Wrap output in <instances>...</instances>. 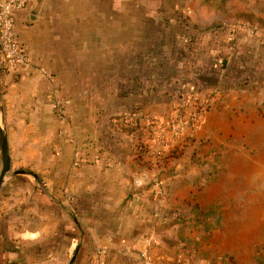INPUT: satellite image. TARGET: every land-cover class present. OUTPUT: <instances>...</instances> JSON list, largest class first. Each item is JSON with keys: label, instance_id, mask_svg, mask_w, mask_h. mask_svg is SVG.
Listing matches in <instances>:
<instances>
[{"label": "crops", "instance_id": "crops-1", "mask_svg": "<svg viewBox=\"0 0 264 264\" xmlns=\"http://www.w3.org/2000/svg\"><path fill=\"white\" fill-rule=\"evenodd\" d=\"M187 1L30 0L15 12L29 66L0 70V101L11 170L25 172L0 190L4 264H143L144 252L158 264H234L239 253L250 264L255 237L264 256V37L239 34L233 48L217 31L209 49L189 45ZM190 79L220 96L172 134L173 98ZM130 115L139 128L127 133ZM254 137L250 156L240 141ZM230 159L258 182L218 180Z\"/></svg>", "mask_w": 264, "mask_h": 264}, {"label": "rangeland", "instance_id": "rangeland-1", "mask_svg": "<svg viewBox=\"0 0 264 264\" xmlns=\"http://www.w3.org/2000/svg\"><path fill=\"white\" fill-rule=\"evenodd\" d=\"M195 1L196 0H189L187 1L188 6L191 7V10L186 14L187 17V27L188 29L184 31V34L181 38L185 39L186 42L192 43V46L196 43H202L204 45V49L210 48V44L212 42V39L214 40V37L212 38L213 33L220 31H225L224 34H222L219 37V40L222 42H231L229 43L230 46H233L235 48V44L238 46V40L239 34H242L244 38L248 39H254L258 36L264 37V0H202V8L195 7ZM192 24V26H190ZM219 28L216 29L215 28ZM230 30V35L226 33V30ZM196 31V32H195ZM232 31V32H231ZM185 42V41H184ZM235 43V44H234ZM190 45V44H189ZM191 47V46H190ZM188 50L191 49L187 47ZM239 49V47H237ZM236 49V51H238ZM190 54V53H189ZM195 57L193 54L189 55V59H192V57ZM198 59L196 61H190L191 64L189 67L191 70L193 69L192 65L193 63H200L201 58L197 57ZM188 59V60H189ZM192 66V67H191ZM213 90V89H212ZM212 90H208L206 94L208 93L209 99L214 98V100L220 96L219 93L212 94ZM217 90V89H216ZM205 92V91H204ZM189 92L185 93L186 100H189V104L185 107V111L191 112L193 109H196V105H192L190 101V96L188 95ZM182 99H178L179 97L176 96V98H173L175 108L173 113L170 115L169 119L167 120V127L170 131V119H172L177 112L178 104ZM196 103V101H195ZM213 104V103H212ZM211 107V106H210ZM209 107V108H210ZM261 121L264 122V113L261 115ZM254 122V121H253ZM262 122L260 125H262ZM192 128H183L179 133L177 132L176 135H179L180 133H183L185 131H188ZM264 129V128H263ZM258 131V125L249 126L246 133L247 135H255ZM161 131L159 132L157 139H162ZM160 137V138H159ZM238 144L239 142L236 141ZM161 144V141L159 142ZM240 147L242 150H251L250 156H257L258 149V139L254 137V139H250L248 142H242L240 141ZM237 150L239 148H236ZM254 151V152H253ZM162 159V158H161ZM160 159V160H161ZM234 159H230L229 164L232 166L230 168L225 167L224 169H219L218 171H215V177L218 178V180L222 182L227 183H241V182H249L253 181L255 183L258 182V173H246L243 171L242 167H238V165H234ZM247 169V168H246ZM0 170H1V162H0ZM258 186L255 187V190L258 191ZM254 249H255V255H254V261L250 264H264V256L261 254L260 250L258 249L257 244V237H255L254 240ZM253 242V241H252ZM264 248V247H263ZM239 258L241 256L242 261H238L236 257L229 256L228 259H230L234 264L243 263V257L242 253H239ZM248 264V263H247Z\"/></svg>", "mask_w": 264, "mask_h": 264}, {"label": "built area", "instance_id": "built-area-1", "mask_svg": "<svg viewBox=\"0 0 264 264\" xmlns=\"http://www.w3.org/2000/svg\"><path fill=\"white\" fill-rule=\"evenodd\" d=\"M30 0H0V70L3 72H17L29 66V58L25 47L17 39L13 28V17L16 11L24 8ZM212 94H217L218 90L213 89ZM49 99L53 101L57 113L63 115L66 110L62 101L59 100L55 92L49 93ZM214 101V98L205 99L199 108L193 109L185 114L181 113L189 104L186 97L181 100L177 107V112L170 119V132L179 133L183 128H194L200 122L205 110H207ZM154 154L158 157L163 156L161 146L154 148ZM135 185H140V180L134 181ZM143 264H158L149 259L146 252L141 254Z\"/></svg>", "mask_w": 264, "mask_h": 264}, {"label": "trees", "instance_id": "trees-1", "mask_svg": "<svg viewBox=\"0 0 264 264\" xmlns=\"http://www.w3.org/2000/svg\"><path fill=\"white\" fill-rule=\"evenodd\" d=\"M195 7L196 8L200 7V9H201L202 8V0H196L195 1ZM216 29H219V28L216 27L215 30ZM195 82H197V81H195V80L193 81V80L190 79V85L187 86L188 88H185V91L182 88H180L175 95L177 97H179L178 99H182L183 97H185V93L189 92L188 95L190 96L191 104L194 105V106L196 105V108H199L201 106V103L205 99L208 98V93L206 94V92H208V90L205 91V92H202L201 89L200 90H198V89L193 90V88L195 87L194 86ZM214 89H216V88L214 87ZM195 101H196V103H195ZM181 113L185 114L186 111L185 110H181ZM121 119L122 120L120 121V124H123L121 128H122V130L124 132L131 133V132L135 131L137 128H139L138 118L133 117L132 115H130V118L127 119L126 123L123 122V119H125V116H123V117L121 116ZM149 133H150V131H149ZM150 150L151 149L148 148V145L143 143V142H139L136 145V151H137L138 154L142 153V152L143 153H148V152H150ZM167 156H175V153H170L168 155L163 153L162 159L165 160V158H167ZM3 254H4V251L2 249H0V264H4L5 263Z\"/></svg>", "mask_w": 264, "mask_h": 264}, {"label": "water", "instance_id": "water-1", "mask_svg": "<svg viewBox=\"0 0 264 264\" xmlns=\"http://www.w3.org/2000/svg\"><path fill=\"white\" fill-rule=\"evenodd\" d=\"M0 162H1V170H0V190H1L5 185L7 179L11 175L25 172L22 170H16V171L11 170V158L9 154L6 129L4 125V113H3L1 101H0Z\"/></svg>", "mask_w": 264, "mask_h": 264}]
</instances>
